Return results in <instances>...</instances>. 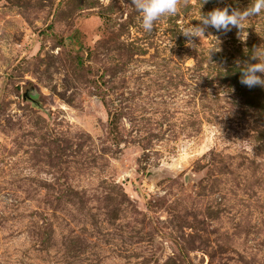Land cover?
<instances>
[{
    "label": "rangeland",
    "instance_id": "obj_1",
    "mask_svg": "<svg viewBox=\"0 0 264 264\" xmlns=\"http://www.w3.org/2000/svg\"><path fill=\"white\" fill-rule=\"evenodd\" d=\"M253 2L0 0V264H264V13L179 32Z\"/></svg>",
    "mask_w": 264,
    "mask_h": 264
},
{
    "label": "clouds",
    "instance_id": "obj_2",
    "mask_svg": "<svg viewBox=\"0 0 264 264\" xmlns=\"http://www.w3.org/2000/svg\"><path fill=\"white\" fill-rule=\"evenodd\" d=\"M206 2L207 0H205ZM179 5L180 0H132V6L140 14L141 27L147 33L154 30L156 22L162 17L175 15L179 10ZM262 13H264V0H254L251 6L244 10H230L228 7L215 8L206 15H201L200 25L193 26L190 24L179 32L187 37L189 42L193 37L205 36V31L209 27L224 33L236 28L240 30L239 34H241L249 18L259 16ZM219 43L216 47L219 46ZM237 63L241 73L240 83L242 85L249 89L264 88V44L253 48L249 61H245L242 65Z\"/></svg>",
    "mask_w": 264,
    "mask_h": 264
},
{
    "label": "water",
    "instance_id": "obj_3",
    "mask_svg": "<svg viewBox=\"0 0 264 264\" xmlns=\"http://www.w3.org/2000/svg\"><path fill=\"white\" fill-rule=\"evenodd\" d=\"M30 93V91H27L25 94H24V97L26 98L28 96V94Z\"/></svg>",
    "mask_w": 264,
    "mask_h": 264
}]
</instances>
